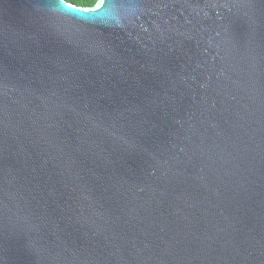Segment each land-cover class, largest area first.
I'll use <instances>...</instances> for the list:
<instances>
[{
	"label": "water",
	"instance_id": "water-1",
	"mask_svg": "<svg viewBox=\"0 0 264 264\" xmlns=\"http://www.w3.org/2000/svg\"><path fill=\"white\" fill-rule=\"evenodd\" d=\"M0 264H264V0H0Z\"/></svg>",
	"mask_w": 264,
	"mask_h": 264
},
{
	"label": "trees",
	"instance_id": "trees-1",
	"mask_svg": "<svg viewBox=\"0 0 264 264\" xmlns=\"http://www.w3.org/2000/svg\"><path fill=\"white\" fill-rule=\"evenodd\" d=\"M67 1L81 6H91L94 5L97 0H67Z\"/></svg>",
	"mask_w": 264,
	"mask_h": 264
},
{
	"label": "clouds",
	"instance_id": "clouds-1",
	"mask_svg": "<svg viewBox=\"0 0 264 264\" xmlns=\"http://www.w3.org/2000/svg\"><path fill=\"white\" fill-rule=\"evenodd\" d=\"M119 23V22H118Z\"/></svg>",
	"mask_w": 264,
	"mask_h": 264
}]
</instances>
